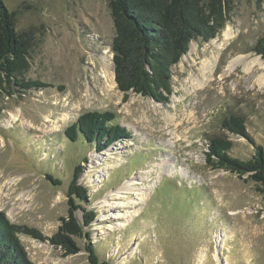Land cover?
I'll list each match as a JSON object with an SVG mask.
<instances>
[{
	"label": "rangeland",
	"instance_id": "obj_1",
	"mask_svg": "<svg viewBox=\"0 0 264 264\" xmlns=\"http://www.w3.org/2000/svg\"><path fill=\"white\" fill-rule=\"evenodd\" d=\"M2 1L23 42L16 76L49 85L19 90L0 79V212L8 221L48 238L59 233L69 210L66 190L74 166L81 164L78 184L88 190V200L80 205L95 213L89 243L100 261L197 264L202 255L200 264H264V194L248 175L214 170L205 157L214 138L230 141L234 158L254 155L247 140L222 127L232 116L244 119L246 132L264 149V70L254 66L246 72L236 65L227 71L239 56L264 63L252 52L264 36V0H207L215 11L219 7L221 28L208 42H190L171 68L166 103L134 92L125 98L116 84L103 90L99 57L107 51L112 63L115 36L110 0ZM227 28L234 36L223 41ZM212 41L223 44L219 54ZM211 53L217 57L211 81L192 87L190 78L203 80L199 64ZM110 69L114 81L113 63ZM105 111L116 115L130 139L97 152L81 137L71 142L64 135L81 115ZM126 184L133 190L125 193ZM136 194L145 201L133 209L115 207ZM135 210L128 221L109 217ZM81 216L75 212L78 221ZM122 222L127 223L113 227ZM222 233L227 238L217 262L215 241ZM19 241L33 264H88L86 238H75L80 251L68 256L47 241L24 235Z\"/></svg>",
	"mask_w": 264,
	"mask_h": 264
},
{
	"label": "trees",
	"instance_id": "obj_2",
	"mask_svg": "<svg viewBox=\"0 0 264 264\" xmlns=\"http://www.w3.org/2000/svg\"><path fill=\"white\" fill-rule=\"evenodd\" d=\"M110 9L115 32L111 44L114 81L125 98L129 92H134L158 103L168 102L171 68L187 53L191 41L201 39L208 42L221 28L219 7L215 11L207 0H110ZM252 52L264 60V36L252 47ZM23 55V42L14 31L13 14L0 0V79L5 77L13 81L19 90L49 87L40 81H24L16 76L23 64ZM115 119L112 112H89L68 126L64 135L71 142L81 137L85 143L93 145L95 151L102 152L121 139L131 138L127 129ZM222 127L247 140L255 148V153L250 160L242 161L230 155V141L214 138L209 141L205 152L206 164L240 178L248 175L259 186L258 191L264 194V149L248 135L243 118L229 117L223 121ZM82 170L81 164L74 166L66 190L69 210L67 217L60 219L62 225L54 236L48 238L34 228L11 224L0 212V264H33L19 241V235L58 246L64 250V256L80 251L75 238H86L84 251L88 264H109L98 259L95 247L89 243V229L95 213L80 205L88 200V190L78 184ZM46 178L51 183L60 184L51 175ZM78 210L82 212L80 221L75 217Z\"/></svg>",
	"mask_w": 264,
	"mask_h": 264
},
{
	"label": "bare ground",
	"instance_id": "obj_3",
	"mask_svg": "<svg viewBox=\"0 0 264 264\" xmlns=\"http://www.w3.org/2000/svg\"><path fill=\"white\" fill-rule=\"evenodd\" d=\"M233 32L230 28H227V30L224 32V35H223V38L224 40L223 41H228L230 40L231 38H233ZM216 42V41H215ZM214 41H212L211 43L214 45V49L215 51L217 52V54H219V52L223 49V44L220 43V44H215ZM196 45L195 44H192L191 45V49H195ZM208 50V49H206ZM191 51V50H190ZM107 51L105 52H102L100 54V61H101V69H100V73H99V77L100 79L104 82L105 84V87L106 88H103V90L105 91H108L109 88L111 87H114L115 86V82L113 81V71L112 69H110V72L108 70V64L110 65V68L112 67V63H111V55H107ZM210 53V52H209ZM216 60H217V57H215L212 53H211V56L208 57V58H205L203 59L200 64H199V68H200V71H201V75L203 77V80H200V79H194V78H190V81H191V86L194 87V88H202L203 86L206 85V83L210 82V76L209 74L212 72V69L213 67L215 66V63H216ZM236 65H241L243 70L248 72L250 71V69L254 66H258V68L260 69H263L264 70V63L259 59V58H256L254 60H248L245 56H239L235 59H232L229 61L228 65H227V71H231L232 69H234V67ZM99 81V80H98ZM111 82V84H110ZM103 85V84H102ZM101 85V86H102ZM110 90V89H109ZM104 91V92H105ZM14 117L13 116V120H14ZM109 168L110 165L108 166ZM106 167V168H108ZM110 170V169H109ZM106 171V170H105ZM174 172V171H173ZM183 173V172H182ZM129 184V182H128ZM126 184L124 186V188L122 190H124L125 193L133 190V189H129V185ZM119 195V193L117 194ZM137 197L139 196V194H136ZM136 197V199L134 201H127L126 199L122 201V203H118L115 207L118 206L123 208V207H130V208H135V206H137L139 203H143L145 201V198L141 195L139 196L138 198ZM107 203V202H106ZM108 205V204H107ZM137 214V210L135 211H132L131 212H128V211H124L122 213H120L119 211L114 215V216H109L111 219H115V220H118V219H124V221H128L127 218H130V217H134L136 216ZM102 219H106L105 216L102 217ZM127 222H122V223H119L118 225H114L113 227L116 229L117 227L118 228H121L123 227ZM226 234L222 233V234H219L216 236V246H217V250H216V253L214 254L213 258L218 262L219 261V251L221 250V248L224 246V242L226 240ZM136 246L134 245L133 247L130 248L129 250V255H132L134 253V250H135ZM202 261V255H200V257L198 258V261H197V264H200Z\"/></svg>",
	"mask_w": 264,
	"mask_h": 264
},
{
	"label": "water",
	"instance_id": "obj_4",
	"mask_svg": "<svg viewBox=\"0 0 264 264\" xmlns=\"http://www.w3.org/2000/svg\"><path fill=\"white\" fill-rule=\"evenodd\" d=\"M113 63V62H112ZM114 69V68H113Z\"/></svg>",
	"mask_w": 264,
	"mask_h": 264
}]
</instances>
